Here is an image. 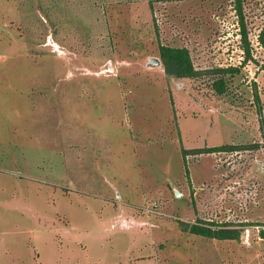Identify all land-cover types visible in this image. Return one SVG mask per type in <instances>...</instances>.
<instances>
[{
    "label": "rangeland",
    "instance_id": "1",
    "mask_svg": "<svg viewBox=\"0 0 264 264\" xmlns=\"http://www.w3.org/2000/svg\"><path fill=\"white\" fill-rule=\"evenodd\" d=\"M235 1L0 0V264H264V0L247 43Z\"/></svg>",
    "mask_w": 264,
    "mask_h": 264
},
{
    "label": "trees",
    "instance_id": "2",
    "mask_svg": "<svg viewBox=\"0 0 264 264\" xmlns=\"http://www.w3.org/2000/svg\"><path fill=\"white\" fill-rule=\"evenodd\" d=\"M241 0L235 1V6L239 13V22L241 24V38L243 42H246V30L243 23V16L241 14ZM260 36V43L264 46V31ZM247 50V48H246ZM159 56L161 63L163 65L165 73L170 76L176 78L182 77H193L194 75L198 74V71L195 70L193 64L191 62L188 50L184 47H172L167 45H160L159 46ZM236 70L233 67H226V68H217L215 69L216 72H224V71H231ZM213 85L217 92H222L224 88V83L222 79H217ZM233 148L231 145H224L220 147H213L207 149V151L217 150V149H231ZM202 151V150H197ZM184 230H188L191 233L199 234L203 236L225 239V238H238L239 231L236 229L230 228H219V229H212L206 225L200 224H191L190 226L185 225L183 226ZM260 237L264 238V229L260 230Z\"/></svg>",
    "mask_w": 264,
    "mask_h": 264
},
{
    "label": "water",
    "instance_id": "3",
    "mask_svg": "<svg viewBox=\"0 0 264 264\" xmlns=\"http://www.w3.org/2000/svg\"><path fill=\"white\" fill-rule=\"evenodd\" d=\"M148 63L150 64V63H154V64H159L160 63V61L158 60V59H149L148 60Z\"/></svg>",
    "mask_w": 264,
    "mask_h": 264
},
{
    "label": "crops",
    "instance_id": "4",
    "mask_svg": "<svg viewBox=\"0 0 264 264\" xmlns=\"http://www.w3.org/2000/svg\"><path fill=\"white\" fill-rule=\"evenodd\" d=\"M257 43H258V41H257Z\"/></svg>",
    "mask_w": 264,
    "mask_h": 264
},
{
    "label": "built area",
    "instance_id": "5",
    "mask_svg": "<svg viewBox=\"0 0 264 264\" xmlns=\"http://www.w3.org/2000/svg\"><path fill=\"white\" fill-rule=\"evenodd\" d=\"M258 41V40H257Z\"/></svg>",
    "mask_w": 264,
    "mask_h": 264
}]
</instances>
